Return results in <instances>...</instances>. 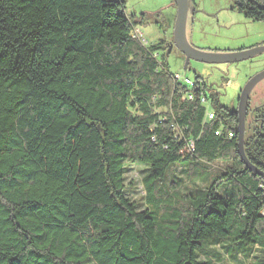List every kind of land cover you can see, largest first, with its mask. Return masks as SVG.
Here are the masks:
<instances>
[{"label": "trees", "instance_id": "1", "mask_svg": "<svg viewBox=\"0 0 264 264\" xmlns=\"http://www.w3.org/2000/svg\"><path fill=\"white\" fill-rule=\"evenodd\" d=\"M233 6L264 21V0ZM137 28L124 0H0V264H264L236 108L199 76L187 90ZM251 111L243 149L264 172Z\"/></svg>", "mask_w": 264, "mask_h": 264}, {"label": "rangeland", "instance_id": "2", "mask_svg": "<svg viewBox=\"0 0 264 264\" xmlns=\"http://www.w3.org/2000/svg\"><path fill=\"white\" fill-rule=\"evenodd\" d=\"M124 3L127 15L137 22L147 44L164 40L167 47L171 45L166 57L168 68L170 72L178 75L180 82L183 83L185 78L191 81L186 85L189 91L195 76H199L205 82L208 92L219 94L222 105L235 109L244 84L264 69V53L231 64H208L189 60L185 68L184 56L173 44L172 31L176 14L174 0H124ZM186 38L192 47L203 52H235L264 44V21L245 18L234 9L233 0H191L186 20ZM184 83L182 85L185 86ZM262 105L264 79L250 92L245 121L247 129L254 125L249 117L250 110ZM246 125L245 134L248 133ZM145 174L146 170L142 166H129L126 171L127 193L139 203L144 195L142 178Z\"/></svg>", "mask_w": 264, "mask_h": 264}, {"label": "water", "instance_id": "3", "mask_svg": "<svg viewBox=\"0 0 264 264\" xmlns=\"http://www.w3.org/2000/svg\"><path fill=\"white\" fill-rule=\"evenodd\" d=\"M176 14L173 24V44L175 48L184 56L186 68L189 60L208 64H231L250 59L258 54L264 53V44L254 46L244 50H237L230 53H207L192 47L186 38V20L188 8L191 0H174ZM171 45L168 46L167 54L170 52ZM264 79V69L250 77L240 90L237 100V152L246 169L264 179V172L249 162L245 156L243 143L245 136V121L248 111L249 95L253 87Z\"/></svg>", "mask_w": 264, "mask_h": 264}, {"label": "built area", "instance_id": "4", "mask_svg": "<svg viewBox=\"0 0 264 264\" xmlns=\"http://www.w3.org/2000/svg\"><path fill=\"white\" fill-rule=\"evenodd\" d=\"M133 36H134V37H137V38H140L141 40H143V42H146V41L143 39V35H142L141 31H140L138 28L135 29V30L133 31ZM177 78H178V77H177ZM184 82H185V84H189V83H191L190 80H188V79H185ZM189 99H191V95H189ZM207 117L210 119V118L213 117V114H212V113H208V114H207Z\"/></svg>", "mask_w": 264, "mask_h": 264}, {"label": "flooded vegetation", "instance_id": "5", "mask_svg": "<svg viewBox=\"0 0 264 264\" xmlns=\"http://www.w3.org/2000/svg\"><path fill=\"white\" fill-rule=\"evenodd\" d=\"M263 107H264V105H263ZM251 110H252V109H251ZM251 110H250V112H249V116H250V117H251L252 114H253V111H251ZM258 110H259V108H258ZM256 112H257V111H256ZM253 115H254V114H253ZM257 115H258V114H257ZM257 115H256V116H257ZM256 119H257V117H256ZM256 119L254 118V121H256Z\"/></svg>", "mask_w": 264, "mask_h": 264}]
</instances>
